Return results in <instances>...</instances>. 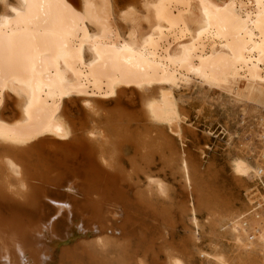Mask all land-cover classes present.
<instances>
[{"label":"bare ground","instance_id":"obj_1","mask_svg":"<svg viewBox=\"0 0 264 264\" xmlns=\"http://www.w3.org/2000/svg\"><path fill=\"white\" fill-rule=\"evenodd\" d=\"M10 1L0 0V264H183L188 242L167 239L174 206L137 188L157 155L161 171L176 169L175 209L197 243L201 161L187 153L195 128L175 96L193 82L262 111L264 149V0H130L115 7L124 36L109 22L115 0ZM138 3L153 22L144 36ZM263 149L245 213L222 205L236 264H264Z\"/></svg>","mask_w":264,"mask_h":264},{"label":"rangeland","instance_id":"obj_2","mask_svg":"<svg viewBox=\"0 0 264 264\" xmlns=\"http://www.w3.org/2000/svg\"><path fill=\"white\" fill-rule=\"evenodd\" d=\"M8 1L11 3L10 0ZM115 2L112 9L109 10V22L116 34L124 36L129 31L128 27L130 25L122 23L118 19L115 7H124L128 5L130 0H115ZM137 5V30L140 36H144L151 31L153 22L145 20L141 5L139 3ZM3 13V8L0 5V15ZM190 24L193 30L198 27L191 20ZM173 50H177V46L172 47ZM175 96L182 101L181 105L183 107H181L184 109L186 123L195 128L194 133H186L187 153L196 160L198 159V163L201 161L200 170H202L200 173L203 178L202 181L199 180L197 186L200 198L205 204L199 207L197 212V218L202 228L197 243L188 240V237H190L189 231L191 230L189 229L191 226L188 218L184 214L181 217V214L177 211L178 209H175V205L182 203V201L185 202L181 180L176 169L161 171L162 163L160 156L157 155V163L151 171L155 180L152 179L150 183H146V180L144 181V178H141L140 186L138 185L137 189L139 191L148 189L157 205L165 204L166 207L169 206L168 209L174 206L173 209L169 210L171 212L175 210L173 212L175 227L172 226V234L171 236L167 235V239L168 242L173 241L174 244H178L179 241L188 242L187 248H189V251L181 258L183 264H219L217 260L223 258L234 261L236 250L233 248L231 238H228L229 236L225 234L226 230L221 229L223 221L227 217L223 206L224 204L231 206L237 214L245 213L246 208L243 207V204L245 203L246 189L261 191L260 187L257 186L258 181H254L253 170L256 162H261L259 157L263 147L259 136L262 130L260 118H262L263 113L251 105L235 103L226 93H221L218 90H208L199 82H193L188 89L175 92ZM74 106L79 107V103ZM107 110L109 111V109ZM186 110L187 112H185ZM174 146H177L175 147L177 150L178 145ZM201 151H203V154L202 157L200 154L199 158L198 155ZM129 152L130 150H126V153ZM262 154L264 155V151ZM262 178L264 181V176ZM207 206L209 209L211 207L212 212L207 210ZM260 210H257V212H259L260 218H263L264 213L262 211L264 209ZM175 213L177 214L175 215ZM249 219L250 217L245 220L248 227L250 226ZM250 234L251 232H249ZM69 242L70 240H65L62 243L68 244ZM253 243H256V240ZM189 253L190 255H188ZM174 258H172V261H175ZM235 261L238 262V258ZM235 261L234 264H236ZM160 262H162V258Z\"/></svg>","mask_w":264,"mask_h":264},{"label":"water","instance_id":"obj_3","mask_svg":"<svg viewBox=\"0 0 264 264\" xmlns=\"http://www.w3.org/2000/svg\"><path fill=\"white\" fill-rule=\"evenodd\" d=\"M64 191L65 192H70V193H75V191L72 188H68V187H65ZM59 204L64 205L63 203H59ZM59 218H60L59 216H54V220H57Z\"/></svg>","mask_w":264,"mask_h":264}]
</instances>
